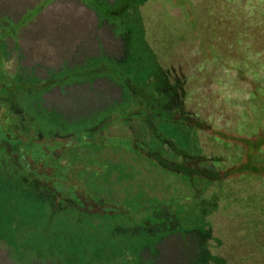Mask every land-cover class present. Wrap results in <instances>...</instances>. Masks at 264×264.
Listing matches in <instances>:
<instances>
[{"label":"trees","instance_id":"16d2710c","mask_svg":"<svg viewBox=\"0 0 264 264\" xmlns=\"http://www.w3.org/2000/svg\"><path fill=\"white\" fill-rule=\"evenodd\" d=\"M27 19L6 18L0 24V264H165L157 252L165 237L180 239L184 254L178 264H232L219 254L221 231L211 229L205 208L192 211L186 202L202 197L206 188L223 193L224 181L233 177H264V136L231 139L216 131L221 134L214 138L245 148L239 161L223 165L215 156L196 157L170 142L166 146L178 159L141 137L108 135L110 128L133 125L137 134H155L153 124L167 120L211 129L172 108L170 98H152L155 93L166 97L164 71L148 77L144 89L124 81L134 98L129 108L105 113L90 126L70 123L64 108L48 106L45 98L54 83L78 74L48 70L36 81L29 73L15 76L4 68V40L16 38ZM258 83L250 96L235 98L256 122L264 113V88ZM120 136L129 138V147L108 141ZM162 247L167 260L177 264L175 250Z\"/></svg>","mask_w":264,"mask_h":264},{"label":"rangeland","instance_id":"374dc122","mask_svg":"<svg viewBox=\"0 0 264 264\" xmlns=\"http://www.w3.org/2000/svg\"><path fill=\"white\" fill-rule=\"evenodd\" d=\"M24 15L28 19L17 37L4 40V68L15 76L29 73L36 81L48 70L78 74L54 83L45 98L48 106L64 108L66 121L90 126L105 113L129 108L134 98L124 81L144 89L148 77L164 71L166 97L155 93L152 98H170L172 108L211 129L167 120L153 124L155 134H137L133 125L115 126L108 135L141 137L178 159L166 146L170 142L196 157L215 156L223 165L239 161L245 148L229 138H214L221 134L216 131L231 139L264 136V113L256 122L235 100L250 96L257 79V88H264V0H0V24L6 18L22 21ZM108 141L130 145L127 137ZM223 184V193L215 188L210 194L206 188L186 205L192 211L205 208L211 229L221 231L219 254L227 262L264 264V220L259 229L253 225L264 218V177H233ZM178 188L180 195L187 194ZM164 239L157 244L159 262L171 264L167 252L160 251L166 246L175 250L178 264L184 254L180 239Z\"/></svg>","mask_w":264,"mask_h":264}]
</instances>
